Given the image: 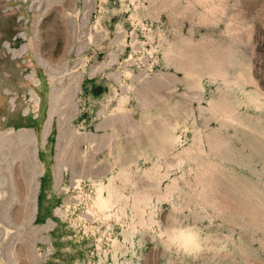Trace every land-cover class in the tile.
<instances>
[{"label":"rangeland","instance_id":"1","mask_svg":"<svg viewBox=\"0 0 264 264\" xmlns=\"http://www.w3.org/2000/svg\"><path fill=\"white\" fill-rule=\"evenodd\" d=\"M0 264H264V0H0Z\"/></svg>","mask_w":264,"mask_h":264},{"label":"clouds","instance_id":"2","mask_svg":"<svg viewBox=\"0 0 264 264\" xmlns=\"http://www.w3.org/2000/svg\"><path fill=\"white\" fill-rule=\"evenodd\" d=\"M199 233L194 230H187L179 234L174 243L178 244L181 248L188 250H195L199 247Z\"/></svg>","mask_w":264,"mask_h":264}]
</instances>
